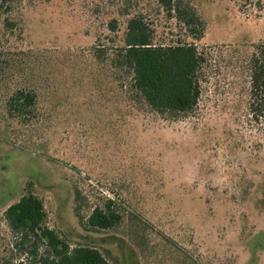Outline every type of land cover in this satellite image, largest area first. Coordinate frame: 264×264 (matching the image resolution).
Instances as JSON below:
<instances>
[{"label": "rangeland", "instance_id": "374dc122", "mask_svg": "<svg viewBox=\"0 0 264 264\" xmlns=\"http://www.w3.org/2000/svg\"><path fill=\"white\" fill-rule=\"evenodd\" d=\"M183 1L204 24L201 39L151 0H110L99 12L91 0H20L12 29L0 17V218L31 191L50 228L71 247L98 248L110 264H264V119L250 114L234 53L264 41V0ZM137 11L149 14L155 44L212 52L189 114L158 115L94 76L88 49L108 34L107 14L120 38L125 14ZM34 83L41 120L10 119L7 96ZM110 200L141 214L149 232L132 240L128 219L91 227L88 216Z\"/></svg>", "mask_w": 264, "mask_h": 264}, {"label": "trees", "instance_id": "16d2710c", "mask_svg": "<svg viewBox=\"0 0 264 264\" xmlns=\"http://www.w3.org/2000/svg\"><path fill=\"white\" fill-rule=\"evenodd\" d=\"M19 1L0 0V17L5 16L3 24L8 29L14 27L10 17ZM151 1L169 15H174L198 39L203 37L204 24L190 3L184 5L183 0ZM91 2L98 12L110 8V0ZM106 17L108 34L98 36L88 49L93 65L98 68L94 76L106 75L109 84L112 81L127 89L128 100L132 101L133 97L134 101L136 99L158 115L175 118L192 112L202 94L212 52L200 50L194 42L155 44L149 14L144 11L125 14L126 27L120 38L119 21L110 18V14ZM234 50L237 63L241 64L247 77L250 114L259 121L264 119V41L237 45ZM1 61L3 63L2 58ZM4 72L3 68L1 76ZM40 91L41 87L36 83L15 88L5 100L7 116L21 124L34 126L38 123L43 111ZM80 197L77 189V204ZM0 219V264H110L98 248L88 245L71 247L50 228L46 223L43 201L31 191L7 207ZM125 219L129 221L132 240L149 232V223L141 214L133 210L124 213L114 200H110L104 209H93L87 221L97 230H112ZM2 222L6 230L2 229Z\"/></svg>", "mask_w": 264, "mask_h": 264}]
</instances>
